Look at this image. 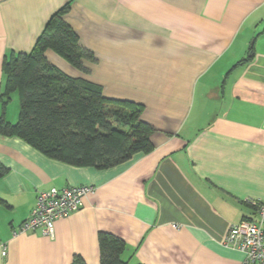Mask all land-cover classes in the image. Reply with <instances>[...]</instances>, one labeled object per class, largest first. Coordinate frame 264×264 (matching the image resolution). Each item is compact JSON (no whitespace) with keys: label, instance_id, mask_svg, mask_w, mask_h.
Wrapping results in <instances>:
<instances>
[{"label":"crops","instance_id":"0c3cea01","mask_svg":"<svg viewBox=\"0 0 264 264\" xmlns=\"http://www.w3.org/2000/svg\"><path fill=\"white\" fill-rule=\"evenodd\" d=\"M66 3L95 60L86 72L51 50L47 61L142 105L153 148L98 169L0 135V264H101V234L124 242L129 264H243L223 242L264 203V0H0V95L4 59L30 52ZM82 185L92 192L52 237L14 234L39 191Z\"/></svg>","mask_w":264,"mask_h":264},{"label":"trees","instance_id":"16d2710c","mask_svg":"<svg viewBox=\"0 0 264 264\" xmlns=\"http://www.w3.org/2000/svg\"><path fill=\"white\" fill-rule=\"evenodd\" d=\"M70 3L55 11L45 23L32 50L5 58L0 95V135L16 137L44 156L77 167L108 168L148 153L153 129L140 119L143 106L103 96L100 85L72 78L50 64L44 53L53 51L81 72L93 54L79 45L78 36L63 20ZM16 94V122L4 109ZM7 169L0 164V178ZM125 244L110 234L99 236L101 264H129L121 259ZM71 264H85L75 257Z\"/></svg>","mask_w":264,"mask_h":264},{"label":"built area","instance_id":"2783aa9c","mask_svg":"<svg viewBox=\"0 0 264 264\" xmlns=\"http://www.w3.org/2000/svg\"><path fill=\"white\" fill-rule=\"evenodd\" d=\"M92 190L91 186L82 185L39 191L29 215L14 234L38 230L41 235L52 237L54 223L77 211ZM249 204L255 213L231 225L223 243L245 255L243 264H264V203Z\"/></svg>","mask_w":264,"mask_h":264},{"label":"rangeland","instance_id":"374dc122","mask_svg":"<svg viewBox=\"0 0 264 264\" xmlns=\"http://www.w3.org/2000/svg\"><path fill=\"white\" fill-rule=\"evenodd\" d=\"M9 107V112L13 109L14 106H16V109L18 111V107H19V102H18V98L16 95H13L10 99V102L8 103Z\"/></svg>","mask_w":264,"mask_h":264}]
</instances>
